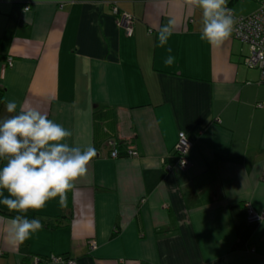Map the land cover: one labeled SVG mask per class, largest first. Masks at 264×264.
Masks as SVG:
<instances>
[{
    "label": "crops",
    "instance_id": "1",
    "mask_svg": "<svg viewBox=\"0 0 264 264\" xmlns=\"http://www.w3.org/2000/svg\"><path fill=\"white\" fill-rule=\"evenodd\" d=\"M109 2L134 17L131 35ZM227 4L246 15L257 0ZM169 19L176 25L160 47ZM201 27V12L183 0H0L13 60L0 63L1 118L7 101L27 103L72 132L66 143L96 150L66 207L57 198L27 213L43 227L18 248L4 239L15 213L0 205V264L50 255L76 264H264V84L242 62L247 44L230 37L212 47ZM180 132L191 141L186 170L173 150ZM117 144L138 156L111 158ZM245 203L261 220L246 221Z\"/></svg>",
    "mask_w": 264,
    "mask_h": 264
},
{
    "label": "clouds",
    "instance_id": "2",
    "mask_svg": "<svg viewBox=\"0 0 264 264\" xmlns=\"http://www.w3.org/2000/svg\"><path fill=\"white\" fill-rule=\"evenodd\" d=\"M183 3L201 12L202 40L219 48L230 39L235 21L227 0ZM175 25L176 20L169 19L159 28L160 47L168 44ZM167 51L171 53V47ZM174 62L172 55L164 60L166 66ZM5 106L10 115L0 119V205L15 213L4 229L5 242L15 249L43 227L39 219L27 218V213L41 210L57 198L59 206L66 207L68 193L75 189L77 179L86 175L96 150L91 143H66L72 132L27 103L18 107L15 100H9Z\"/></svg>",
    "mask_w": 264,
    "mask_h": 264
},
{
    "label": "built area",
    "instance_id": "3",
    "mask_svg": "<svg viewBox=\"0 0 264 264\" xmlns=\"http://www.w3.org/2000/svg\"><path fill=\"white\" fill-rule=\"evenodd\" d=\"M257 3L256 9L246 15H238L230 6H226L231 10L235 21L231 38L248 45V54L243 56L242 62L247 68L258 70V83L264 84V0H257ZM108 5L111 14L114 16L116 25L122 28L126 35H131L133 33L134 17L130 13L121 10L116 2H109ZM28 9V6L23 8L24 11ZM5 63L8 67H11L13 65L12 58L10 56L7 57ZM257 106L262 107L264 104H257ZM190 147L191 141L184 133L180 132L173 148L174 152L178 155L177 167L180 170H186L189 166L186 154ZM119 154V150L114 145L109 152V156L116 158L120 156ZM123 155L136 157L138 156V152L134 149H128L123 152ZM165 168L168 171L171 169L170 166H166ZM244 210L247 222L255 223L261 220L262 212L255 210L249 203L244 204ZM89 247L92 249L95 248V242L89 241ZM42 262L76 264L74 258L65 255H50L44 258L36 256L32 258L31 264H39Z\"/></svg>",
    "mask_w": 264,
    "mask_h": 264
},
{
    "label": "trees",
    "instance_id": "4",
    "mask_svg": "<svg viewBox=\"0 0 264 264\" xmlns=\"http://www.w3.org/2000/svg\"><path fill=\"white\" fill-rule=\"evenodd\" d=\"M10 38H11V33L9 31H4L3 34L0 35V63L6 61V58L9 57L6 53H7V48H8L9 42H10ZM3 93H4V88L0 86V109H1V107H3V104H4L3 103ZM0 119H2L1 116H0ZM95 119L97 121L101 122L100 118L97 117ZM116 148L120 152L118 144H117ZM119 155L122 156L123 153L120 152Z\"/></svg>",
    "mask_w": 264,
    "mask_h": 264
},
{
    "label": "rangeland",
    "instance_id": "5",
    "mask_svg": "<svg viewBox=\"0 0 264 264\" xmlns=\"http://www.w3.org/2000/svg\"><path fill=\"white\" fill-rule=\"evenodd\" d=\"M257 5H258V3H257Z\"/></svg>",
    "mask_w": 264,
    "mask_h": 264
}]
</instances>
